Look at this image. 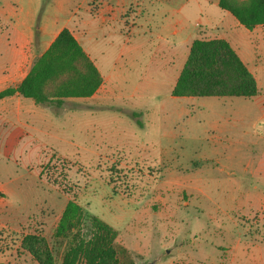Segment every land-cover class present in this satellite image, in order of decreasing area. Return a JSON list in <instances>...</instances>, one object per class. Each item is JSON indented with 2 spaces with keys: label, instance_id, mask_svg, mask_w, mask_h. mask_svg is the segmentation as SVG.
Segmentation results:
<instances>
[{
  "label": "rangeland",
  "instance_id": "1",
  "mask_svg": "<svg viewBox=\"0 0 264 264\" xmlns=\"http://www.w3.org/2000/svg\"><path fill=\"white\" fill-rule=\"evenodd\" d=\"M13 7L0 0L6 42ZM149 49L136 51V60L146 63ZM143 69L128 73L124 94L133 92ZM161 73L138 98L116 96L110 112L98 113L106 122L87 134V142L81 139L86 147L55 143L41 132L31 142L19 129H0V194L9 206L0 215V264H42L48 257L61 264L78 233L56 235L70 201L84 217L116 230L117 264H264V119L253 128L247 117L264 111V86L250 98H174L169 77ZM114 112L119 120H108ZM237 113L243 116L235 125L221 127ZM102 127L110 131L108 139L124 130V144L101 142ZM232 140L239 158L234 174L221 162ZM163 150L175 157L159 162ZM234 180L240 193L226 195Z\"/></svg>",
  "mask_w": 264,
  "mask_h": 264
},
{
  "label": "crops",
  "instance_id": "2",
  "mask_svg": "<svg viewBox=\"0 0 264 264\" xmlns=\"http://www.w3.org/2000/svg\"><path fill=\"white\" fill-rule=\"evenodd\" d=\"M11 1L14 3V14L10 16L14 23L10 30V41L6 42L0 36V91L18 85L36 59L65 28L72 32L103 79L92 96L66 98L60 107L38 104L20 94L1 99L0 129H19L31 142L38 141L36 132H41L55 143L64 141L78 149L86 147L81 139L87 142V134L95 132L98 126L106 122L104 119L98 120L97 114L110 112L111 101L116 96L122 99L128 96L138 98L144 91L150 90L158 82L155 77H162L161 71L164 77H169L172 94L191 45L197 38L228 41L256 77L259 90L264 86V24L253 29L246 28L230 12L220 8L219 0ZM146 35L153 37L145 38ZM145 45H150L151 54L149 60L143 63L140 59L136 60L135 53ZM135 67L144 68L139 83L132 93L124 94L123 80ZM112 116L108 120L118 121L120 114L114 112ZM241 116L234 114L233 120L228 118L221 127L235 125ZM247 117L248 121L251 119L253 122L252 127L258 126L264 119V111L254 110ZM219 122L218 118L214 130L219 128ZM52 130H68L72 134L71 137L51 134ZM101 131L104 132L101 142L117 147L124 144V130L112 139H108L105 133L108 129L102 127ZM144 134L147 136V132ZM234 143L232 140L225 147L223 154H227L221 160L228 165L230 174H234V164L239 163ZM216 146V141L212 142L211 154L215 153ZM165 157L173 158L175 155L170 150L160 151L158 161ZM3 186L0 185L2 194L5 191ZM206 190L209 194L213 192L208 188ZM239 193L240 188L235 186V180L225 188L226 195ZM0 206H3L0 215L9 210V206L2 203V198Z\"/></svg>",
  "mask_w": 264,
  "mask_h": 264
},
{
  "label": "trees",
  "instance_id": "3",
  "mask_svg": "<svg viewBox=\"0 0 264 264\" xmlns=\"http://www.w3.org/2000/svg\"><path fill=\"white\" fill-rule=\"evenodd\" d=\"M218 3L248 29L264 24V0H219ZM102 82L93 61L65 28L18 85L0 91V100L20 94L38 104L60 107L66 98L92 96ZM257 94L255 76L224 39H195L172 90L174 97L250 98ZM133 116L137 117L135 113ZM74 229L78 233L61 264H117L116 230L97 217H84L82 209L70 201L56 235H65ZM40 262L52 264V258L48 257L44 263L40 259Z\"/></svg>",
  "mask_w": 264,
  "mask_h": 264
}]
</instances>
